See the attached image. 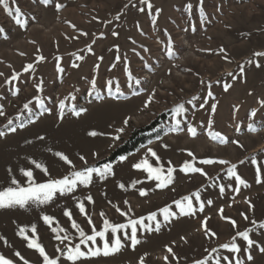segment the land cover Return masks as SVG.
Here are the masks:
<instances>
[{"label":"rangeland","instance_id":"rangeland-1","mask_svg":"<svg viewBox=\"0 0 264 264\" xmlns=\"http://www.w3.org/2000/svg\"><path fill=\"white\" fill-rule=\"evenodd\" d=\"M149 2L151 10L140 0H51L47 6L39 0H9L10 6L13 9L18 6L28 19L25 28L16 25L0 7V28L4 29L0 34V73H3L0 75V108L5 113L0 116V132L5 133L0 136V189L10 183L8 169L23 180L19 170L32 168L38 182L46 180L47 177L30 164L32 159L44 164L52 177L67 174L70 169L54 155L56 152L67 155L78 169L84 166L79 159L83 155L89 165L111 163L115 173L103 181L94 177L89 187L78 188L69 196H57L48 205L0 209V255L12 259L14 264H23L15 256L16 252L30 264H42L39 254L27 248V242L17 234L21 226L31 234V226L35 224L39 242L50 255H56L58 241L41 219L43 215L53 216L60 227L73 233L63 215L65 209H70L77 223L85 231L89 230L85 217L75 207L73 196L93 197L94 204L85 203L97 226L101 224L99 213L102 211L110 220L123 222L124 218L113 205L121 209L130 205L132 215L139 217L196 191H200L205 201L204 211L194 217L175 218L162 224L159 232H138L141 243L134 250L129 242V246L114 255L94 257L83 264H139L141 257L145 264H165L163 258L168 255L165 246L173 247L179 264H192L193 260L206 255V248L228 242L235 233L231 225L221 219L218 209L223 208L224 216L236 220L240 230L252 227L241 213L248 215L249 220L264 221V182L256 183V166L251 164V159L256 158L264 165V108L258 103L264 99V66L257 68L248 64L254 52L264 51V0ZM56 3L64 7L57 11ZM113 32L118 35L113 36ZM169 41L173 56L168 55ZM89 46L91 51H88ZM145 48L148 51H144ZM220 48L226 50L228 59H224ZM41 55L45 59L37 62ZM77 56L83 59L77 60ZM30 63L33 69L25 72L24 68ZM260 63L264 65V58H260ZM73 64L79 66L73 67ZM240 65L245 67L243 75L239 72ZM129 72L132 80H129ZM228 73L238 78L233 80ZM13 74L18 76L14 81ZM92 80L96 81L95 89L91 86ZM135 80L140 83L136 84ZM109 81L112 82L111 94ZM224 83L232 85L227 92L223 89ZM208 84L212 85L214 99L207 97ZM16 89L19 92L13 95ZM152 93H155L152 103L144 108ZM193 96L207 99L208 104L203 108L199 106L201 100L189 104ZM61 101L63 119L60 118ZM26 103L30 111L24 108ZM212 103L217 105L214 114L209 109ZM178 104H184L187 111L174 115L172 110ZM73 107L87 111L75 116ZM253 109L257 110L254 118L250 116ZM125 119L129 120L127 125L123 123ZM210 119L211 126L208 125ZM9 120L13 121L11 126ZM156 120L161 122L154 130L158 132L154 139L125 155L124 161L119 157L107 162L134 131ZM176 120L181 121L184 131H169ZM249 123L254 124L256 132L248 131ZM188 124L197 128L196 137L187 133ZM10 127L17 130L11 132ZM120 128L124 129L119 133L120 139L113 140ZM90 131L104 135L91 137ZM209 132H218L229 142L214 141ZM147 147L157 152L165 168L171 161L177 169L169 188L156 189L154 181L147 180L146 174L132 167L144 156ZM188 151L197 161L225 159L236 164L237 173L249 186L240 185L239 192L233 191L237 185L234 179L228 178L227 165L197 163L208 177L180 172L183 163L191 159ZM137 180L142 183L132 187ZM120 183L125 184L126 190L118 187ZM220 184L230 187H225V192L220 194ZM141 188L148 191L146 197L139 195ZM207 200L213 203L208 205ZM246 201L254 208L250 209ZM205 217L210 218L207 227L215 231L218 238L209 240L197 231ZM182 236L187 243L181 240ZM252 238L264 245V235L259 231H254ZM238 242L243 247V242ZM252 255L253 262L245 261V264H264V254L253 249ZM169 260L172 261L170 255Z\"/></svg>","mask_w":264,"mask_h":264},{"label":"snow or ice","instance_id":"snow-or-ice-1","mask_svg":"<svg viewBox=\"0 0 264 264\" xmlns=\"http://www.w3.org/2000/svg\"><path fill=\"white\" fill-rule=\"evenodd\" d=\"M51 0H39V3L47 6ZM141 4H145L147 9H152V4L149 0H140ZM0 7L8 14L9 17L13 19L16 25L21 28L27 27L29 21L25 18L21 9L17 6L14 9L10 6L9 0H0ZM64 5L60 3L55 4V8L59 11L63 8ZM127 7V5H125ZM135 7V5H133ZM191 5H189V8ZM140 11H145L144 8H140ZM120 17L117 16L118 20ZM153 24L156 22V17L153 16ZM4 33V29L0 28V34ZM82 35H87V33H81ZM113 36H117L118 33L113 32ZM5 38H7L5 36ZM134 43V41H133ZM91 46H89L88 51H91ZM144 51H148V49H143ZM39 51V49L37 50ZM220 53L224 55V59H228L226 50L224 48L219 49ZM24 55V53H21ZM168 55L173 56L174 52L172 51V45L169 41L168 45ZM254 58H250L248 60V64H254L255 67L260 68L264 65L260 63V58H264V51H256L253 53ZM45 58L41 55L37 57V62L43 61ZM77 60L83 59L82 56H77ZM100 59H103L102 57ZM117 60L120 59L119 56L116 57ZM79 65L73 64V67H78ZM99 67V65H97ZM115 67V65H113ZM33 69V64H28L24 71L28 72ZM63 71L62 69H59ZM239 72L241 75L245 72L244 65L239 66ZM3 75V73H0ZM229 76L232 77L233 80L238 77L234 73H228ZM18 78L17 74H13L11 79L14 81ZM133 77L129 72V80H132ZM136 84H139V80H135ZM203 83V81H202ZM219 83V81H217ZM109 85V93L111 94V85L112 82H108ZM91 86L93 89L96 87V81H91ZM206 87L209 89L207 92V97L213 98V93L210 90L212 85L208 84ZM232 87L229 83L223 84L224 91H228ZM37 89L40 90V86L37 85ZM118 91V89H117ZM19 89L13 92V95H17ZM155 93H152L147 101L144 103V108H148L153 101ZM38 99V98H37ZM201 100L199 106L203 108L205 104H208L207 99H201L199 97L193 96L192 99L188 102L189 104H193L194 101ZM261 108H264V99L258 101ZM41 107H43L41 103ZM217 105L212 103L209 105L210 112L214 114L216 112ZM25 109H29V104L26 103L24 105ZM47 111V110H46ZM87 111V109L76 110L75 107L72 108V113L75 116H80L82 112ZM174 115H180L187 111L184 104H178L173 110ZM5 113L0 108V116H4ZM257 110L253 109L250 113L251 117H256ZM64 116V103L61 101L60 103V118L63 119ZM13 121L9 120L8 124L11 126ZM125 125L129 123L128 119L123 121ZM213 121L210 119L208 121V125L211 126ZM23 127V124L20 125ZM247 129L249 132H256L257 128L253 123H249L247 125ZM9 130L11 132H15L16 127H10ZM185 129L181 127V121L176 120V122L169 128L170 132H180ZM124 131L123 128L117 129V135L112 137L113 140H119L120 135ZM187 133L192 136H197V128L192 124H188L186 126ZM239 131V129H237ZM5 133L0 132V136H4ZM91 137H97L100 135H104V133H100L97 131H90L88 133ZM209 136L212 140L218 141L221 144L228 143L229 141L225 139L223 135L218 132H209ZM39 139H44L43 137H39ZM158 139H162L158 137ZM233 144H236L239 147H243L240 145L238 141L231 140ZM151 143V141L149 142ZM162 147L167 148V145H162ZM56 157L59 158L65 165L69 167V171L67 174L56 178L52 177L49 169L42 163L37 162L36 160H30V164L34 165L35 169H39L40 172L43 173L46 180L43 182H38L34 171L32 168H21L19 170L21 177L23 180L18 179L15 175H12V169H8L10 175V183L8 186L0 189V209H9V208H21L24 209L26 207L36 205H48L52 203L57 196L65 197L71 194H74L78 188H87L89 187L95 178H99L101 181L107 179L109 176H114V169L111 163H103L99 165H89L87 159L81 155L79 159L83 162V167L77 168L73 161L64 153L56 152L54 153ZM94 155H97L94 153ZM188 157L191 159L185 161L183 165L180 167L179 171L185 174H200L201 176L208 177V173L204 170L203 167L197 166L199 165H227V176L230 179H234L236 188H233V191L239 192V186L243 185L244 187H248V183L245 179H243L237 173V165L231 163L229 160L225 159H211L205 158L196 160V157L193 155L191 151L187 153ZM126 156H121L120 161L126 160ZM154 161V163H153ZM241 164L244 161H240ZM251 164L255 165V180L256 183H262V176H264V165L260 164L256 158L251 159ZM132 167L146 174V179L149 181L155 182L156 189H167L170 185L174 183L175 177L174 173L176 172V168L171 165V161L168 162V167L165 168L164 164L161 163V158L157 154V152L151 148L147 147L144 156L136 163L132 165ZM210 178V177H209ZM211 179V178H210ZM142 181H134L132 183V187H135L136 184H140ZM119 188L125 189L126 186L123 183L118 185ZM220 194L225 192V187H230V185H218ZM174 190V189H173ZM139 195L141 197H146L148 195V191L141 188L138 190ZM73 199L76 200L75 207L78 209L79 214L85 217L86 224L88 225L89 230L85 231V229L77 223V221L73 218V213L70 209H65L63 211V215L67 217L70 222V227L73 230V233H70L68 229L59 226V222L50 215H43L41 219L44 224L47 225L51 232L54 234V239L58 241L55 252L56 255H50L44 248V246L39 242V237L37 235L36 225L33 224L29 230L24 226H21L18 230V235L27 242V248L34 249L39 256L42 258V264H83L84 261L91 260L94 257H108L110 255H114L121 251L126 246H129L134 250L138 244L141 243L140 239H138V232H159L161 230L162 224L170 223L173 219L178 217H194L197 212H203L205 208V201L201 199L200 191L193 192L190 195L182 196L180 199L173 200L171 205H166L164 207L159 208L157 211L149 212L146 216L135 217L132 215V208L129 205L126 209H121L119 206L113 205L115 207V211L119 214L120 217L124 218L123 222H114L110 220L106 213L103 211L99 213V217L101 219V224L97 226L94 222L92 216L89 214L86 203L94 204L95 201L91 195H87L83 197V199L76 198L73 196ZM127 205L128 201H124ZM206 203L211 205L213 203L212 200H207ZM248 203L249 208L253 209L254 206L250 201H246ZM173 205L175 206V210H173ZM219 215L222 220L228 222L231 227L235 230L234 235L231 236L228 242L220 244L218 247H214L211 249L206 248L205 253L202 258H198L192 261V264H245L247 262H253L254 257L252 255L253 249H257L261 254H264V245L259 244L256 240L252 238V233L254 231H259L261 235H264V221L257 222L256 220H249L248 215L241 213L242 218L245 221H249L252 227H247L243 230L238 228L236 220L231 217L224 216V209H218ZM162 217V220L160 219ZM210 219L209 217H205L201 222V227L197 229V231H201L205 238L211 240L217 237V233L212 229L207 227V221ZM2 239V238H0ZM181 240L187 243V239L185 237H181ZM243 242V247L241 243ZM6 242V241H5ZM166 252L168 255L164 256L165 264H172V261H175L176 264H179V258L176 256V253L173 250L172 246H165ZM221 250H224L222 253ZM227 253V254H224ZM243 254V258H242ZM169 255L172 257V261L169 260ZM15 256L23 262V264H30V262L25 259L19 252L15 253ZM0 264H14L12 259L5 257L4 255H0ZM139 264H145L144 257H141L139 260Z\"/></svg>","mask_w":264,"mask_h":264},{"label":"trees","instance_id":"trees-1","mask_svg":"<svg viewBox=\"0 0 264 264\" xmlns=\"http://www.w3.org/2000/svg\"><path fill=\"white\" fill-rule=\"evenodd\" d=\"M160 122V120H156L151 125L134 131L131 137L112 153L107 162H114L121 156L135 152L149 140L154 139L158 135V132L154 130L159 126Z\"/></svg>","mask_w":264,"mask_h":264}]
</instances>
